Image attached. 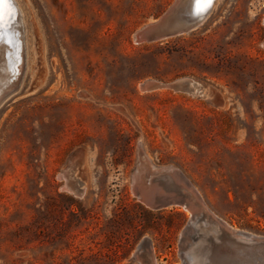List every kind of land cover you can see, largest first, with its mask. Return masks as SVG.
<instances>
[{
    "label": "rangeland",
    "instance_id": "1",
    "mask_svg": "<svg viewBox=\"0 0 264 264\" xmlns=\"http://www.w3.org/2000/svg\"><path fill=\"white\" fill-rule=\"evenodd\" d=\"M173 1L14 0L23 67L0 101V264H139L144 239L158 264H182L191 213L135 196L140 146L264 235V0H214L191 31L134 43ZM182 77L203 95L140 88Z\"/></svg>",
    "mask_w": 264,
    "mask_h": 264
},
{
    "label": "water",
    "instance_id": "2",
    "mask_svg": "<svg viewBox=\"0 0 264 264\" xmlns=\"http://www.w3.org/2000/svg\"><path fill=\"white\" fill-rule=\"evenodd\" d=\"M210 8L208 5L206 11L195 12L186 0H174L159 17L136 29L132 40L134 43L153 42L189 32L201 23ZM17 18L18 13L13 12L10 23L0 24V39L9 33L10 39L5 44L13 48L16 55L12 77L5 89H1L0 101L16 89L22 72L23 39ZM14 27L15 30L11 31ZM2 45L4 43L0 42V47ZM190 81L191 78L182 77L166 83V87L191 92ZM131 190L141 202L153 209L180 206L192 211L180 239L182 264H264V235L235 230L215 216L181 169L153 163L141 146L131 173ZM140 246L147 255L151 252L155 259L149 240H142ZM147 259L146 264H152L149 256ZM132 261H140L138 249ZM153 264L158 263L154 260Z\"/></svg>",
    "mask_w": 264,
    "mask_h": 264
},
{
    "label": "bare ground",
    "instance_id": "3",
    "mask_svg": "<svg viewBox=\"0 0 264 264\" xmlns=\"http://www.w3.org/2000/svg\"><path fill=\"white\" fill-rule=\"evenodd\" d=\"M186 1L188 3H190L191 7L194 9L195 12H200L203 9H206L208 7V4H206V3H197V0H186ZM213 2H214V0H213ZM213 2L211 3V5L213 4ZM0 7H2V21H0V24L4 25V24H6V22H9L10 23V17L12 15V13L13 12H16L15 11L16 10L15 5L13 3H11V4L4 3ZM13 30H15V27L11 31H13ZM9 39H10V34L9 33H8V36L6 35L2 39H0V42L1 43H4V45H2L0 47V90L1 89H5L4 87L9 84L10 79L12 77V64H14V62L16 61V55H15L14 49L5 44L6 41H9ZM12 39H14V38L12 37ZM163 87H166V83H163V82H160V81L156 82L154 80H146V81H144V82H142L140 84L141 90H153V89H158V88H163ZM190 88H191V92L190 93L203 95V93H202V91H203V85L200 84L199 82L191 79V81H190ZM0 92H2V90ZM147 157L150 159L149 156H147ZM67 179H68V182L69 183L72 184V183L75 182L77 184V181H76L75 178H69V177H67ZM78 187H79V185L78 186H74V188H75V191L74 192L76 194L81 195L83 193V188H80V187L78 188ZM70 190H72V189H70ZM182 208L185 211L190 212L192 214V211L189 208H186V207H182ZM209 210L215 216H217L218 218H220L223 221H225L223 218H221L218 215H216L210 208H209ZM225 222L228 225H230L227 221H225ZM230 226L233 227L232 225H230ZM233 229L238 230V229H236L234 227H233ZM248 233H251V232H248ZM143 250H144L143 247H141V246L138 247L139 258H140L141 264H146L145 260L142 257V251ZM148 256L151 259V262L153 264V261L155 259H153L152 253L151 252H148Z\"/></svg>",
    "mask_w": 264,
    "mask_h": 264
},
{
    "label": "snow or ice",
    "instance_id": "4",
    "mask_svg": "<svg viewBox=\"0 0 264 264\" xmlns=\"http://www.w3.org/2000/svg\"><path fill=\"white\" fill-rule=\"evenodd\" d=\"M14 0H0V6H2L4 3H13ZM213 0H197V3H206L208 5H211ZM207 9H203L202 11H206ZM0 21H2V7H0Z\"/></svg>",
    "mask_w": 264,
    "mask_h": 264
}]
</instances>
